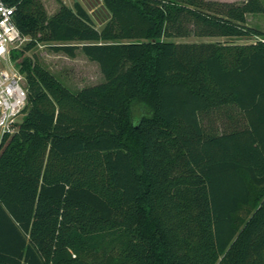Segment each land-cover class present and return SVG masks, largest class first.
Masks as SVG:
<instances>
[{
	"label": "trees",
	"instance_id": "16d2710c",
	"mask_svg": "<svg viewBox=\"0 0 264 264\" xmlns=\"http://www.w3.org/2000/svg\"><path fill=\"white\" fill-rule=\"evenodd\" d=\"M28 102L0 138V264H264V30L243 4L5 0ZM200 36L254 42H177ZM76 55L104 80L73 90L27 52Z\"/></svg>",
	"mask_w": 264,
	"mask_h": 264
},
{
	"label": "rangeland",
	"instance_id": "374dc122",
	"mask_svg": "<svg viewBox=\"0 0 264 264\" xmlns=\"http://www.w3.org/2000/svg\"><path fill=\"white\" fill-rule=\"evenodd\" d=\"M49 14L55 13L64 2L75 8V3L79 2L92 15L93 22L98 29H102L106 23L110 12L104 4V0H42ZM243 4L248 0H219ZM262 9H256L246 13L248 25L264 30V0H259ZM177 42H202V41H235L239 43L254 42V37L242 36H200L190 34L187 36H177L170 38ZM27 40L22 43L25 45ZM21 46V47H22ZM28 54H35L40 62L55 73L67 86L73 90H79L85 86L103 81L104 75L98 62L86 56L81 46L76 50L75 56H70L63 51H55L50 43H40L35 48L30 49ZM23 114L18 118L22 120Z\"/></svg>",
	"mask_w": 264,
	"mask_h": 264
},
{
	"label": "built area",
	"instance_id": "2783aa9c",
	"mask_svg": "<svg viewBox=\"0 0 264 264\" xmlns=\"http://www.w3.org/2000/svg\"><path fill=\"white\" fill-rule=\"evenodd\" d=\"M14 13V5L0 0V138L18 129V118L28 102L26 76L13 60L12 51L29 37L21 33Z\"/></svg>",
	"mask_w": 264,
	"mask_h": 264
}]
</instances>
